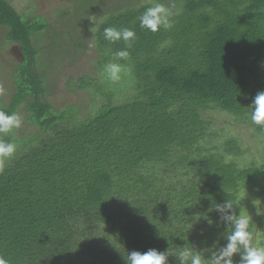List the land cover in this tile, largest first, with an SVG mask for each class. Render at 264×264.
Listing matches in <instances>:
<instances>
[{
  "label": "trees",
  "instance_id": "obj_1",
  "mask_svg": "<svg viewBox=\"0 0 264 264\" xmlns=\"http://www.w3.org/2000/svg\"><path fill=\"white\" fill-rule=\"evenodd\" d=\"M155 3L171 9L172 27L152 33L139 17ZM0 25L23 55L0 111L23 110L36 128L0 137L16 145L0 165L8 264H126L131 251L153 248L179 264L183 246L207 256L226 243L230 229L214 209L226 200L264 233V127L250 108L264 92V0H143L105 13L93 23L94 63L123 71L117 82L102 71L77 79L90 112L76 104L58 111L41 98L31 35L45 28L42 19L0 0ZM106 27L133 30L132 46L106 41ZM120 50L129 57L117 60ZM214 111L259 137L260 164L240 162L244 150L236 136L219 135Z\"/></svg>",
  "mask_w": 264,
  "mask_h": 264
},
{
  "label": "rangeland",
  "instance_id": "obj_2",
  "mask_svg": "<svg viewBox=\"0 0 264 264\" xmlns=\"http://www.w3.org/2000/svg\"><path fill=\"white\" fill-rule=\"evenodd\" d=\"M17 13L29 19L39 17L45 28L32 35V47L36 49L33 68L42 80L41 98L51 103L58 111L65 106L78 105L79 109L90 112L88 91L77 88L79 77L105 76L95 65L96 53L93 46V23L107 12L118 11L128 3L143 0H6ZM145 1V0H144ZM7 27H0V97L8 104L16 90L15 69L22 61L19 45L8 41ZM107 78V77H106ZM73 86V89L70 86ZM30 96H26V99ZM1 99V98H0ZM19 111L22 126L15 129L20 136L34 134L36 128ZM209 117L221 137L236 136L244 150L240 162L249 165L262 162V143L245 124L236 122L231 115L210 112ZM247 193V192H246ZM254 198V193L251 194ZM256 203L258 199L255 198ZM247 200H251L250 195ZM254 241L264 246V233L253 232ZM238 264L239 257H236Z\"/></svg>",
  "mask_w": 264,
  "mask_h": 264
},
{
  "label": "clouds",
  "instance_id": "obj_3",
  "mask_svg": "<svg viewBox=\"0 0 264 264\" xmlns=\"http://www.w3.org/2000/svg\"><path fill=\"white\" fill-rule=\"evenodd\" d=\"M171 9L163 3H155L147 7L139 17L140 27L156 33L161 28L172 27ZM95 31V26L91 28ZM104 39L115 43L123 40L126 48L132 46L135 40V32L129 28L117 29L106 27L103 29ZM117 60H125L129 57L127 50H120L114 53ZM123 66L120 63L109 62L103 68V74L112 81L121 79ZM3 89H0V93ZM252 109L251 120L255 125L264 127V92H259L250 106ZM22 118L17 113L8 114L0 111V137L6 136L22 126ZM16 145L6 142L0 138V165L14 156ZM219 213L220 220L225 224L227 235L226 243L216 247L210 255H203L200 250L193 247L183 246L178 253L179 264H237L236 257H239L238 264H264V246L254 241V234L250 230V217L246 214L235 212L233 203L226 200L223 204H217L214 208ZM169 253L149 249L146 252L131 251L127 254L126 264H167ZM0 264H8V261L0 256Z\"/></svg>",
  "mask_w": 264,
  "mask_h": 264
},
{
  "label": "flooded vegetation",
  "instance_id": "obj_4",
  "mask_svg": "<svg viewBox=\"0 0 264 264\" xmlns=\"http://www.w3.org/2000/svg\"><path fill=\"white\" fill-rule=\"evenodd\" d=\"M3 26H5V25H0V27H3ZM5 27H7V26H5ZM7 29H8V27H7ZM33 35V34H32ZM32 35H31V42H32ZM32 45V44H31ZM22 55V54H21ZM22 57H23V55H22ZM23 59V58H22ZM22 62V61H21ZM20 62V63H21Z\"/></svg>",
  "mask_w": 264,
  "mask_h": 264
}]
</instances>
